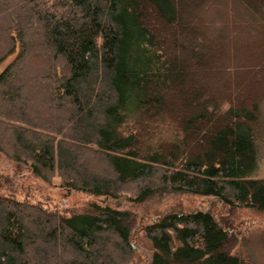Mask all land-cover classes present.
Masks as SVG:
<instances>
[{
	"label": "trees",
	"instance_id": "obj_1",
	"mask_svg": "<svg viewBox=\"0 0 264 264\" xmlns=\"http://www.w3.org/2000/svg\"><path fill=\"white\" fill-rule=\"evenodd\" d=\"M13 54L0 152L35 175L106 198L132 186L136 203L171 189L264 211V178L252 177L264 0H0V66ZM136 227L108 202L67 215L0 195V264H134ZM144 231L149 264H246L210 209L167 211Z\"/></svg>",
	"mask_w": 264,
	"mask_h": 264
},
{
	"label": "rangeland",
	"instance_id": "obj_2",
	"mask_svg": "<svg viewBox=\"0 0 264 264\" xmlns=\"http://www.w3.org/2000/svg\"><path fill=\"white\" fill-rule=\"evenodd\" d=\"M251 34L254 37V33ZM14 56V54L9 56L1 64L0 72ZM30 71L26 72L32 77ZM30 85L28 94L32 91L36 99L42 98V89L36 84L30 83ZM25 94L29 97L27 93ZM44 99L42 98L41 101ZM261 144L258 168L252 175L255 178H264V142ZM81 157H85L83 162L87 163L93 171H100L101 167L104 168L92 156L82 155ZM132 188L130 186L119 198H106L71 190L62 187L58 178L47 182L35 175L27 164L13 160L0 152V195L13 196L19 200L41 205L50 211L67 215L87 210L92 202H108L111 206L135 212L137 227L132 244L137 252L134 264H149L152 243L144 231L148 224L167 211L189 212L199 208L210 209L215 217L235 234L238 244L234 251L240 252L246 258V264H264V211L231 208L211 197L171 189L159 190L147 201L136 203L130 193L131 190L133 191Z\"/></svg>",
	"mask_w": 264,
	"mask_h": 264
},
{
	"label": "water",
	"instance_id": "obj_3",
	"mask_svg": "<svg viewBox=\"0 0 264 264\" xmlns=\"http://www.w3.org/2000/svg\"><path fill=\"white\" fill-rule=\"evenodd\" d=\"M133 247H134V245H133Z\"/></svg>",
	"mask_w": 264,
	"mask_h": 264
}]
</instances>
